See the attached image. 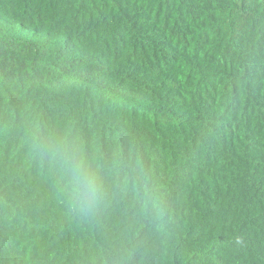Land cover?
<instances>
[{
    "label": "trees",
    "instance_id": "trees-1",
    "mask_svg": "<svg viewBox=\"0 0 264 264\" xmlns=\"http://www.w3.org/2000/svg\"><path fill=\"white\" fill-rule=\"evenodd\" d=\"M0 264H264V0H0Z\"/></svg>",
    "mask_w": 264,
    "mask_h": 264
},
{
    "label": "clouds",
    "instance_id": "clouds-1",
    "mask_svg": "<svg viewBox=\"0 0 264 264\" xmlns=\"http://www.w3.org/2000/svg\"><path fill=\"white\" fill-rule=\"evenodd\" d=\"M81 187L83 188L82 193L80 194L85 202H91L98 198L99 186L97 180L88 176L81 180Z\"/></svg>",
    "mask_w": 264,
    "mask_h": 264
}]
</instances>
